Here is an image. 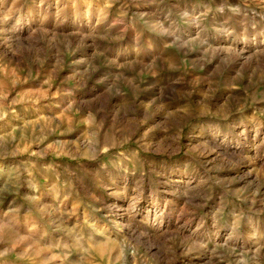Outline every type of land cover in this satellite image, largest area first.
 Wrapping results in <instances>:
<instances>
[{"label":"rangeland","instance_id":"obj_1","mask_svg":"<svg viewBox=\"0 0 264 264\" xmlns=\"http://www.w3.org/2000/svg\"><path fill=\"white\" fill-rule=\"evenodd\" d=\"M0 264H264V0H0Z\"/></svg>","mask_w":264,"mask_h":264}]
</instances>
